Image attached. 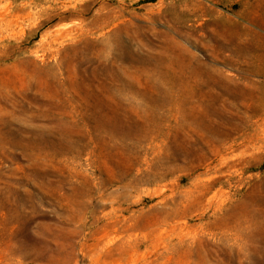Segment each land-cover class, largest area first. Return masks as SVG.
Returning a JSON list of instances; mask_svg holds the SVG:
<instances>
[{"label": "rangeland", "instance_id": "374dc122", "mask_svg": "<svg viewBox=\"0 0 264 264\" xmlns=\"http://www.w3.org/2000/svg\"><path fill=\"white\" fill-rule=\"evenodd\" d=\"M0 264H264V0H0Z\"/></svg>", "mask_w": 264, "mask_h": 264}]
</instances>
